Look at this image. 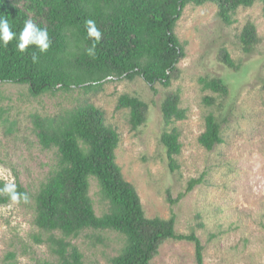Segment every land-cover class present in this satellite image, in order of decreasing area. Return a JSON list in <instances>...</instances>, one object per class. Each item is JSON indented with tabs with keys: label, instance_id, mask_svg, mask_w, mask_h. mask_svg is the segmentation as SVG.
<instances>
[{
	"label": "rangeland",
	"instance_id": "374dc122",
	"mask_svg": "<svg viewBox=\"0 0 264 264\" xmlns=\"http://www.w3.org/2000/svg\"><path fill=\"white\" fill-rule=\"evenodd\" d=\"M216 6H187L177 23L176 34L186 43L179 63L180 78L170 89L156 86L157 94L141 78L121 79L101 91L57 92L33 96L27 85L0 86V179L14 178L29 202L0 207V264L57 262L51 238H62L35 224L36 196L57 170L55 149H44L38 140L33 116L54 117L80 105L93 104L105 113L107 125L120 136L117 163L125 179L138 191L148 218L176 217L178 234L194 232L201 240L204 264H264V4L241 9L232 26L218 17ZM247 23L257 27L259 44L245 53L240 40ZM226 48L239 63L238 71L218 60ZM222 79L230 94L222 103L208 105L217 97L205 90L200 78ZM180 90L187 119L177 122L182 151L178 168L171 170L166 148L160 142L166 127L162 102L168 91ZM150 105L146 123L138 130L130 124V112L119 109L124 95ZM215 114L222 125L224 143L206 151L199 138L205 118ZM10 172V175L6 173ZM201 179L189 193V183ZM90 195L98 216L109 210L98 183L91 178ZM180 195H184L175 204ZM83 254V264H111L125 245L113 231L87 230L67 239ZM195 246L186 241L166 242L152 264H197Z\"/></svg>",
	"mask_w": 264,
	"mask_h": 264
},
{
	"label": "trees",
	"instance_id": "16d2710c",
	"mask_svg": "<svg viewBox=\"0 0 264 264\" xmlns=\"http://www.w3.org/2000/svg\"><path fill=\"white\" fill-rule=\"evenodd\" d=\"M264 0H0V16L6 18L12 31L23 28L31 19L39 28L47 29L51 41L47 53L35 46L21 54L17 39L7 47L0 46V86L27 85L35 96L101 91L115 79L134 80L141 77L157 94L156 86L170 89L179 80V63L185 57L186 43L176 34L177 23L189 5H214L218 17L227 26L235 23L241 9L253 7ZM95 20L102 32L96 53L89 56L92 40L87 36L86 20ZM245 53H251L260 42L257 27L247 23L240 37ZM38 62L33 63L31 54ZM218 60L229 69L240 68L230 52L222 48ZM200 84L216 94L204 101L217 105L230 94L228 85L219 78L202 77ZM180 90L168 91L162 102L165 124L160 142L166 148L172 171L178 168L176 157L182 143L175 124L187 119L181 107ZM119 109L130 112L134 130L142 127L149 115L150 105L127 94L119 98ZM33 125L40 145L55 149L59 164L36 196V226L48 233L59 232L62 238H51L55 262L39 264H83V254L67 239L77 238L87 230L113 231L125 238L121 252L111 264H152L162 246L168 241H186L195 246L197 264H204L200 238L194 233L178 234L176 217L148 218L134 184L127 181L117 163L116 151L120 136L107 125L105 113L93 104L80 105L54 116H33ZM224 143L222 125L215 114L205 118V131L199 144L212 151ZM91 178L100 188L109 210L98 216L91 198ZM201 179L189 183L191 192ZM6 183L0 179V187ZM17 191L26 193L20 184ZM184 195H180L179 202ZM11 201L0 196V207Z\"/></svg>",
	"mask_w": 264,
	"mask_h": 264
},
{
	"label": "clouds",
	"instance_id": "9594fccd",
	"mask_svg": "<svg viewBox=\"0 0 264 264\" xmlns=\"http://www.w3.org/2000/svg\"><path fill=\"white\" fill-rule=\"evenodd\" d=\"M85 27L87 29V36L92 40V45L87 49L89 56H94L96 53V44L102 39V32L97 28L95 20L89 19L85 21ZM17 39V50L24 54L29 46H35L41 54L47 53L50 48L51 41L47 29L39 28L31 19L25 21L23 28L19 31L18 35L12 31L9 21L0 16V46L7 47L8 44ZM33 63L38 62L39 57L36 53L31 54ZM5 174L3 170H0V175ZM10 175V172L6 173ZM0 196H7L11 202L24 203L29 202V196L27 193H20L17 191V186L14 182V178L8 180L0 187Z\"/></svg>",
	"mask_w": 264,
	"mask_h": 264
}]
</instances>
